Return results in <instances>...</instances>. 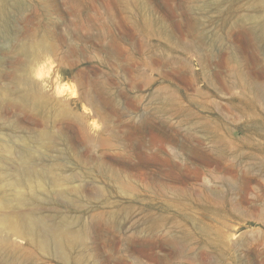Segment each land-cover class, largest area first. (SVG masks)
<instances>
[{"label": "rangeland", "instance_id": "1", "mask_svg": "<svg viewBox=\"0 0 264 264\" xmlns=\"http://www.w3.org/2000/svg\"><path fill=\"white\" fill-rule=\"evenodd\" d=\"M7 3L8 14L0 18L1 132L17 125L20 136L50 133L53 175L74 177L53 191H78L72 201L80 210L104 188L132 191L123 231L94 229L87 240L91 252L113 257L110 264H264V173L249 155L264 154V116L233 82L241 71L264 83V42L238 25L249 2ZM154 17L170 34L158 30ZM204 38L214 44H203ZM18 44L29 53L13 52ZM26 77L38 106L16 100ZM166 99L170 103L163 105ZM185 109L201 122L223 116L234 140L232 155L217 161L208 141L193 139L201 133L178 130ZM249 135L261 139L260 150ZM185 140L198 156L183 149ZM64 149L79 158L59 156ZM12 160L15 170L20 154ZM97 164L118 177L104 179L94 170ZM52 203L58 214L89 219L56 196ZM154 217L161 220L156 225ZM11 241L28 247L24 239Z\"/></svg>", "mask_w": 264, "mask_h": 264}, {"label": "bare ground", "instance_id": "2", "mask_svg": "<svg viewBox=\"0 0 264 264\" xmlns=\"http://www.w3.org/2000/svg\"><path fill=\"white\" fill-rule=\"evenodd\" d=\"M7 1L0 0V18L8 14ZM233 1L249 2L243 7V14L240 13L242 16L239 15L238 25L243 26L255 41L264 42V16L261 13L264 9V0ZM143 5L147 8L145 3ZM231 13L235 12L232 10ZM154 21L157 22L161 33L170 34L167 25L159 18L154 17ZM12 31L10 36L13 38L16 35ZM202 42L208 46L214 44L212 40L205 38ZM13 52L25 55L29 53V50L25 45L18 44L13 48ZM233 82L243 89L246 103L251 108L254 106V112L264 116V83L246 77L241 71L235 74ZM23 84L24 87L16 100L25 107L38 106L30 90V79L24 78ZM162 103L169 104L170 101L166 99ZM191 113H193L191 109H185V112L181 113L178 130L185 129L189 132L201 133V137L193 139L198 143L208 141L212 155L217 161L232 155L234 140L228 137L227 131L231 129L225 118L217 116L215 123L209 120L201 122L194 113L193 116ZM16 128L18 126L13 125L11 133L5 135L1 132L3 130H0V264H110L113 257L102 259L95 248L91 252V246L87 240L94 229L105 234L123 231V224L129 215L128 203L132 191H113L104 188L98 191L95 201L91 204L81 210L74 207L72 196H77L78 191H53L54 188L62 185H70L74 180L73 176L55 177L53 175L50 155L55 149L52 141L54 137L48 132L31 137L20 136L15 134ZM176 131L172 134L175 140L178 139ZM188 135L192 138L191 134L188 133ZM248 138L249 143L260 150L261 139L253 135H249ZM186 141L189 140L182 142L183 149L190 152L192 157L198 156L193 151V147L185 143ZM64 150L59 156L71 157L73 160L79 158L77 154ZM16 153L20 154L21 162L19 167L12 170V159ZM249 155L259 159L258 168L264 173V154ZM94 170L104 179L113 180L118 177L116 172L103 164H97ZM47 177H51L49 178L50 186L45 184ZM55 196L66 201L72 213L84 212L89 218L88 221L83 223L72 219L71 214L56 213L52 205ZM187 200L193 201L189 197ZM230 204L235 206L237 202L231 199ZM153 220L154 225L161 221L159 217H154ZM223 236V234L220 235V237ZM12 237L26 240L28 247L16 246L11 241ZM174 242L181 244L182 241L179 242L177 239ZM125 260H119L117 264H128Z\"/></svg>", "mask_w": 264, "mask_h": 264}]
</instances>
